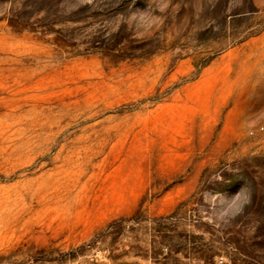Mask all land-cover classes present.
<instances>
[{"label":"rangeland","instance_id":"obj_1","mask_svg":"<svg viewBox=\"0 0 264 264\" xmlns=\"http://www.w3.org/2000/svg\"><path fill=\"white\" fill-rule=\"evenodd\" d=\"M0 264H264V0H0Z\"/></svg>","mask_w":264,"mask_h":264},{"label":"clouds","instance_id":"obj_2","mask_svg":"<svg viewBox=\"0 0 264 264\" xmlns=\"http://www.w3.org/2000/svg\"><path fill=\"white\" fill-rule=\"evenodd\" d=\"M220 180H222V177H220ZM204 199L206 202H212L215 208V218L227 222L243 212L244 207L250 202V190L243 186L231 196L206 191Z\"/></svg>","mask_w":264,"mask_h":264}]
</instances>
